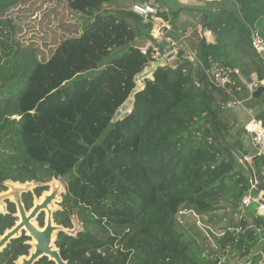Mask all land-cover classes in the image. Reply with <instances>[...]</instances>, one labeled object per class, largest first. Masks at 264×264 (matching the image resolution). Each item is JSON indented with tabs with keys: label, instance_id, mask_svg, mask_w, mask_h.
Wrapping results in <instances>:
<instances>
[{
	"label": "trees",
	"instance_id": "1",
	"mask_svg": "<svg viewBox=\"0 0 264 264\" xmlns=\"http://www.w3.org/2000/svg\"><path fill=\"white\" fill-rule=\"evenodd\" d=\"M34 1L0 0V191L6 181L67 179V210L56 212L55 220L71 227L66 213L77 207L84 227L76 235L58 234L57 246L68 264H228L237 254L248 258L260 240L264 217L255 215L251 224L242 213V200L253 187L246 167L225 152L222 130L231 125L222 110L233 100H247L250 107L264 103V96L252 98L248 87L253 75L254 89L264 83V62L252 47L254 34L264 38V0H220L201 9L214 41L201 37L194 45L198 67L179 50L177 68L169 62L156 65L134 91L136 73L155 51L124 46L100 55L101 67L94 72L72 76L33 99L35 78L52 72L45 65L62 47L76 38L88 40L85 32L93 31L100 9L95 0H46L45 9L32 6ZM78 1L84 18L74 21L71 34L55 36L50 31L58 28L57 18L62 23L78 18L82 10L73 8ZM157 2V16L168 21L184 9L195 10L170 11L169 0ZM119 13L137 25L144 22L134 11ZM145 25L149 34L153 15ZM43 28L51 38L60 37L53 49L34 40ZM217 74L230 80L219 85ZM133 91L132 108L114 120ZM255 117L264 124V107ZM232 145L250 155L241 137ZM251 159L255 173H262L264 156L254 152ZM44 189L37 187V194ZM23 197L32 200L30 192ZM181 208L208 224H223L221 234L207 228L215 246L209 254L180 226ZM15 211L12 202L7 213L0 211V234L13 226ZM236 213L242 214L237 221ZM25 239L13 240L0 252V264H14L27 254ZM36 264L54 262L42 258Z\"/></svg>",
	"mask_w": 264,
	"mask_h": 264
},
{
	"label": "rangeland",
	"instance_id": "2",
	"mask_svg": "<svg viewBox=\"0 0 264 264\" xmlns=\"http://www.w3.org/2000/svg\"><path fill=\"white\" fill-rule=\"evenodd\" d=\"M87 1V0H86ZM83 0V4L86 2ZM95 5L99 6V11L95 12V17L93 19V22L91 23V26L93 31L90 32V28L85 32V37L88 36V40L85 41V39L82 40V37L80 39H74L73 43H71L69 46H64L60 49L58 54L50 60V65L48 66V69L52 71L50 74L48 72L44 71L39 76L35 78L33 89L35 90V94L33 95V99L40 96V94L44 93V90H49L52 88H55L56 85L63 84L66 82L67 79H69L72 76H75L79 73H92L98 68L101 67V63L99 61V56L102 54H108L110 52H117L119 49H124V46H130L135 45L137 46L140 51L142 52L141 48H144L147 46L148 43H152L155 41L156 37H159L158 34L160 26L163 24V21L161 20H154L153 16V25L156 22L157 26L154 25V28L150 31V35H152V39L150 38L148 34V28L145 25V23L149 20V17H146L144 15H140L143 17L144 22L142 24L137 25L135 23L134 19L128 18L126 15L120 14L119 11L122 10H131L134 11V5L136 4H154L159 6L158 0H147L146 3H142V0H95ZM82 2L78 1L77 3L73 4V8L76 10H82L77 11L78 18H72L69 22L71 24L69 25V22L62 23L60 22L61 19L57 18L56 23L58 28L53 31H50L51 33H55V36H60L63 32L66 34H71V32H74L72 30L75 29L74 24L78 20H82L84 17L82 16L84 13L82 7L80 6ZM48 1L46 0H36L33 3H31L32 6H36L40 9H45L47 6ZM50 3H53L55 5H58L56 2L50 1ZM213 3V2H212ZM52 4V5H53ZM193 9V8H191ZM18 11H15L17 13ZM190 13L187 15H180V13L175 17V19H170V22H172L173 25L177 24V26L181 24H185L186 21H188L189 25H192L194 28L197 27V29H191L189 31V36L187 38L180 39L176 36H172L178 39H180L179 44L177 46V50L182 51L183 54L191 60L192 63H194L195 67H198L197 64H195V61H192L191 58L197 59V55L194 52V45L196 42L203 36L200 35L199 30L202 29V24L197 22L194 19L195 12L193 10L189 11ZM80 14V15H78ZM76 15V14H75ZM41 16V14H40ZM75 17V16H74ZM65 18V17H64ZM78 19V20H77ZM75 21V22H74ZM198 23V24H197ZM200 24V25H199ZM42 28V27H41ZM98 28V29H96ZM48 30H45L44 28L38 31V36L34 39L38 42L39 46L44 44L51 45L52 49L54 46H56L57 42L59 41L60 37L54 36V38H51L53 35ZM134 32V35H133ZM169 31L166 32V34L169 36ZM204 32H206L204 30ZM203 32V34H204ZM50 33V34H49ZM185 34V33H184ZM183 35V34H182ZM181 35V37H182ZM170 37V36H169ZM172 38V37H170ZM206 38V37H203ZM173 39V38H172ZM166 40L168 41V38L164 37V40H158L156 41L157 45L160 47L156 53L152 55V57L148 60L147 63L136 73L134 79H135V89H138L140 86L143 85V82L146 77H151L152 72L156 65L167 63L169 60L167 59V49H168V43H166ZM190 40V41H188ZM85 41V42H84ZM165 44V47H162V45ZM164 48V49H163ZM51 50V49H50ZM45 52V51H44ZM52 63V64H51ZM54 63V65H53ZM200 66V65H199ZM44 68V67H43ZM61 69H64V71H61ZM69 70V71H67ZM63 72V75L58 76L55 75L56 72ZM198 72V71H197ZM197 75V73H196ZM256 75L252 76V80ZM248 83V82H247ZM264 84V83H262ZM261 84V85H262ZM248 86L255 87V84L253 82L248 83ZM37 90V92H36ZM134 91L129 95V97L126 99V101L119 107V109L115 113L114 120L119 119L126 115L130 109L132 108L133 104V93ZM264 96V93L260 96ZM264 107V103L261 106L256 107H250L248 105L247 100H243L241 104L234 105L232 107L223 108V112H225V116L229 118L230 121V128L224 127L223 134L225 137V140L229 143L233 144L235 140H237L238 137L242 138V142L244 143L245 147L249 149L250 155L246 156L249 163H252L251 155L256 152L254 147L252 146L250 142V135L245 130V125L248 121H250L253 117H255L256 113L259 112L260 108ZM225 152L229 156H233V153L225 147ZM246 169V168H245ZM256 174V173H255ZM257 182L261 187V190H256V188H253L252 192L256 196H258L262 202H264V168L262 170V173L256 174ZM52 178H45L46 181L44 182H38L33 181L34 185L38 186H48L51 182ZM64 181V184L67 185V179L62 178ZM9 183V181L6 182V184ZM9 189L8 186H5L4 190H1V192H4L5 190ZM50 189V187H49ZM32 190H34V187H32ZM67 193V188L65 190V193L62 194V201L59 203L57 202L59 206V210H67L65 206H63V200L64 196ZM34 197H40L37 196V194L33 195ZM243 205V204H242ZM244 206V205H243ZM70 212H67L66 214L70 215V218L72 220V227L75 230L73 235H76L77 232L83 230V223L79 218L78 215V208L75 207L72 210L69 209ZM218 212H221V214L224 212L223 209H220ZM243 215L247 218V220L252 224L253 219L255 215H261L263 216V211L259 209V205L257 203H252L246 207H243L242 211ZM232 216V214H229L227 217H225V220L229 219ZM242 214H233V218L235 221H237L239 218H241ZM45 218V217H43ZM204 217L196 214L193 210L181 208L180 211L177 214V220L180 224V226L187 231L188 234H190L193 237V240L197 244V246H201L204 249L205 254H209L210 250L214 249L215 246L213 244V240L210 236H208V229L211 228L215 234H221L222 233V223L218 224H212V223H206L203 219ZM58 223V222H57ZM71 227V228H72ZM112 232V231H111ZM261 237L257 244V246L253 249L252 253L247 258H241L239 254H237L233 259L228 261V264H246L247 261L256 253H259L260 251L264 250V227L259 230ZM102 237L105 236L104 233H100ZM261 257L257 259V261L254 264H264V251L261 252ZM211 256V255H210ZM227 256V253L220 256L218 258V263L225 260ZM250 264V261H249Z\"/></svg>",
	"mask_w": 264,
	"mask_h": 264
},
{
	"label": "water",
	"instance_id": "3",
	"mask_svg": "<svg viewBox=\"0 0 264 264\" xmlns=\"http://www.w3.org/2000/svg\"><path fill=\"white\" fill-rule=\"evenodd\" d=\"M167 59L172 68H177L181 59L176 55L175 50L167 49ZM264 93V84L257 86L252 92V98L258 99ZM221 133V131H220ZM225 146L239 159V161L246 167L250 174V182L255 187H260L257 182L255 170L247 157L235 146L224 139ZM7 182V181H6ZM5 185L8 190L0 193V204L5 209V200L11 199L17 204V209L21 220L11 229H7L0 235V252L3 251L8 244L14 239L21 236L24 230L28 231V235L33 238L31 241L32 249L29 255H23L19 258L18 264H35L40 258L48 257L49 260L55 264H68L62 257L60 249L56 245V236L58 232H67L74 234L75 230L69 229L55 222L54 213L59 208L57 202L62 201V194L65 193L67 185L63 184L62 177H53L48 184L50 189L45 191L40 199H36L34 207L28 213L23 201L22 194L32 190L35 187L33 181L19 183L9 181ZM24 185V186H23ZM61 195V198H59ZM46 211L47 220L44 228H41L36 223L35 219L40 212ZM226 253V252H225Z\"/></svg>",
	"mask_w": 264,
	"mask_h": 264
},
{
	"label": "built area",
	"instance_id": "4",
	"mask_svg": "<svg viewBox=\"0 0 264 264\" xmlns=\"http://www.w3.org/2000/svg\"><path fill=\"white\" fill-rule=\"evenodd\" d=\"M158 6L154 5V4H136L134 5V12H136L139 15H144L146 17H149L150 15L154 16V20H161L163 21V24L160 26V30H159V37L155 38V41H153L152 43H148L146 47L141 48L143 53H146L149 47H152L156 53L158 51V49L160 48L156 41L158 40H164V37H166V32L170 31L172 26L170 24V21L168 20H164L162 17L157 16V12H158ZM154 25L157 26L156 22L154 23ZM168 38V48H170V50H175L176 51V55H177V46L178 43L176 41H174L172 38L167 37ZM252 47L253 50L255 51V53L263 60L264 62V38L259 35V34H254L253 35V39H252ZM192 61L198 62L197 59L195 58H191ZM230 79L228 77V75H222V74H217L216 75V82L219 85H225L226 82H228ZM256 82V77L253 80V83L255 84ZM263 83V81H262ZM256 86V84H255ZM249 87V86H248ZM249 89L251 90V92H253L254 87L251 86L249 87ZM226 91L231 94L232 96H234V91L232 87H228L226 88ZM236 104H241V101L239 100H233L231 102H229L227 104V107H231L234 106ZM245 130L246 132L250 135V142L252 144V146L255 149V153L258 156H264V124L263 121L260 119H257L256 117H253L250 121H248L245 125ZM253 188H255V186L252 185ZM252 203H257L259 205V209L263 211V217H264V202H262V200L256 196L254 194V192H252V190L246 194L242 200V204L244 206H248Z\"/></svg>",
	"mask_w": 264,
	"mask_h": 264
},
{
	"label": "crops",
	"instance_id": "5",
	"mask_svg": "<svg viewBox=\"0 0 264 264\" xmlns=\"http://www.w3.org/2000/svg\"><path fill=\"white\" fill-rule=\"evenodd\" d=\"M216 1H220V0H169L168 2V6L170 11L174 10L175 8H179V7H186V8H193L195 10H193V12H195L194 15V19L199 23L202 24L203 20H204V13L202 12L203 10L201 9H205L207 7V5L211 4L212 2H216ZM188 9H184L183 11H181L180 15H187L190 13ZM197 23V24H198ZM172 28L171 30L168 32L169 36L173 38L174 41H176L179 44V40L183 39V38H187L189 36V31L191 29H197V27H193L192 25H189L188 21H186L185 24H181L180 26L177 24L173 25L172 22H170ZM200 25V24H199ZM205 28L204 25H202V29L199 30V33L201 36L206 37V39L208 41L213 42L214 41V36L212 35V33L210 31L205 30L206 32H204ZM204 32V34H203ZM185 33V34H184ZM176 36L178 38L175 39V37L172 36ZM183 34V35H182ZM182 35V37H181ZM190 41V40H188ZM168 43V41H167Z\"/></svg>",
	"mask_w": 264,
	"mask_h": 264
},
{
	"label": "flooded vegetation",
	"instance_id": "6",
	"mask_svg": "<svg viewBox=\"0 0 264 264\" xmlns=\"http://www.w3.org/2000/svg\"><path fill=\"white\" fill-rule=\"evenodd\" d=\"M6 186V185H5ZM39 186H41V185H36L35 187H34V190L35 191H33V190H30V191H28V192H30L31 193V197H32V200L31 201H28V202H26V201H24V197H23V195L25 194V193H28V192H25V193H23L22 194V201H23V204H24V206H25V208H26V210H27V212L29 213L30 212V210L34 207V203H35V200L36 199H40V197L42 196V194L45 192V191H48L49 190V187L48 186H44L46 189H44L43 191H41V193H40V195L39 194H37V192H36V189H37V187H39ZM8 190V189H7ZM7 190H5V191H7ZM34 194H37V196H40L39 198L38 197H34L33 195ZM9 202H12V203H14L13 201H11V199H7V200H5V209H1V207H0V211L2 212V213H7L8 212V204H9ZM15 204V207H16V211L14 212V216L16 217V220H15V222H14V224H13V226H11L10 227V229L12 228V227H14L16 224H17V222H19L20 220H21V218H20V216H19V212H18V209H17V204L16 203H14ZM63 204V203H62ZM58 211H60L59 209H57L56 211H55V213L56 212H58ZM61 211H63V210H61ZM55 213H54V220H55ZM43 217H45V218H43ZM46 220H47V213H46V211H43V212H40V214L36 217V219H35V221H36V223L38 224V226L39 227H41V228H44L45 227V225H46ZM55 222L57 223V221L55 220ZM71 223H72V220H71ZM58 224H60L59 222H58ZM60 225H63V224H60ZM64 227H66L65 225H63ZM72 227V226H71ZM71 227H66V228H69V229H73V227L71 228ZM7 229H9V228H7ZM6 229V230H7ZM5 230V231H6ZM74 230V229H73ZM4 231V232H5ZM28 231H26V230H24L23 232H22V234H21V236L20 237H18V238H14L13 240H15V239H19V238H22L23 236H25L26 237V239H25V241H24V243L25 244H28L29 245V250H28V253L27 254H23V255H29V253H30V251H31V249L33 248L32 247V245H31V241H33V238L31 237V236H29L28 235ZM64 233H66V234H69V233H67V232H64ZM78 233V232H77ZM3 234V233H2ZM2 234H0V235H2ZM58 234H59V232L57 233V236H56V238H57V240H58ZM69 235H72V234H69ZM12 240V241H13ZM57 240H56V245H57ZM11 241V242H12ZM10 242V243H11ZM9 245V244H8ZM58 247V246H57ZM59 248V247H58ZM60 249V248H59ZM2 252V251H1ZM61 252V251H60ZM23 255H21V256H23ZM20 256V257H21ZM20 257H18L17 258V260H15L14 261V264H18V260H19V258ZM63 257V256H62ZM42 258H47L48 260H49V258L48 257H42ZM42 258H40V259H42ZM39 259V260H40ZM38 260V261H39ZM37 261V262H38ZM49 261H51V260H49ZM67 261V260H66ZM36 262V263H37ZM51 262H53V261H51ZM35 263V264H36ZM67 263H68V261H67ZM55 264V263H54Z\"/></svg>",
	"mask_w": 264,
	"mask_h": 264
},
{
	"label": "bare ground",
	"instance_id": "7",
	"mask_svg": "<svg viewBox=\"0 0 264 264\" xmlns=\"http://www.w3.org/2000/svg\"><path fill=\"white\" fill-rule=\"evenodd\" d=\"M20 183V182H19ZM64 184V181H63ZM65 185V184H64ZM24 186V185H23ZM59 198H61V195H59ZM1 209H3L2 205L0 204Z\"/></svg>",
	"mask_w": 264,
	"mask_h": 264
}]
</instances>
